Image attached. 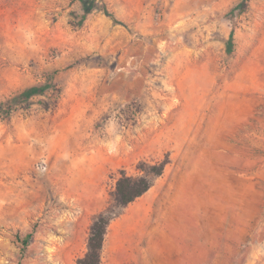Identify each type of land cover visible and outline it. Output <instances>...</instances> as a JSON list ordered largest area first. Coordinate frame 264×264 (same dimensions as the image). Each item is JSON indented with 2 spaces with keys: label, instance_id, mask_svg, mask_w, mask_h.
I'll return each instance as SVG.
<instances>
[{
  "label": "rangeland",
  "instance_id": "obj_1",
  "mask_svg": "<svg viewBox=\"0 0 264 264\" xmlns=\"http://www.w3.org/2000/svg\"><path fill=\"white\" fill-rule=\"evenodd\" d=\"M83 16L82 0H0V264H78L120 170L167 156L101 264H134L150 237L169 264L194 239L203 264H264V0Z\"/></svg>",
  "mask_w": 264,
  "mask_h": 264
},
{
  "label": "trees",
  "instance_id": "obj_2",
  "mask_svg": "<svg viewBox=\"0 0 264 264\" xmlns=\"http://www.w3.org/2000/svg\"><path fill=\"white\" fill-rule=\"evenodd\" d=\"M82 3L84 6L83 18H85L95 6V0H82ZM104 11L117 21L114 15L108 11L106 5H104ZM45 90L46 86H31L16 95L13 100L16 103H21L29 99L32 95L40 94ZM169 162L170 159L168 156L162 161L154 163L142 161L138 165L140 173L136 175L128 174L125 169L120 170V175L115 185V204L109 206L105 211L95 217L87 241V252L83 257L78 259V264L102 263L103 247L112 220L118 217L130 203L144 195L153 187L156 179L164 173L165 167Z\"/></svg>",
  "mask_w": 264,
  "mask_h": 264
},
{
  "label": "crops",
  "instance_id": "obj_3",
  "mask_svg": "<svg viewBox=\"0 0 264 264\" xmlns=\"http://www.w3.org/2000/svg\"><path fill=\"white\" fill-rule=\"evenodd\" d=\"M133 212V210H132ZM133 221V220H132ZM121 221L120 225L118 226V232L124 233L127 235L129 232L131 234L136 233L139 230V227L134 225V221ZM127 224H131L126 226ZM134 239V237H133ZM194 239V238H193ZM134 245V249L138 251L140 254L136 255L134 252V257L132 256V261L134 260V264H169L171 257L168 255L171 253H167L168 249L165 246H157L156 242L154 241L153 237H150V240L147 241L145 246L140 247V243L131 242ZM180 248V247H179ZM142 252V253H141ZM202 245L199 243L197 246V242L194 239V247L193 249H183L181 250L180 255H177L175 258L174 264H203V257H202ZM167 255V256H165ZM168 257L169 260H166Z\"/></svg>",
  "mask_w": 264,
  "mask_h": 264
}]
</instances>
